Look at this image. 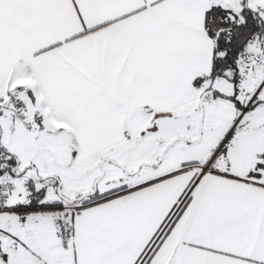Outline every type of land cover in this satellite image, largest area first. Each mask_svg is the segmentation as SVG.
I'll return each instance as SVG.
<instances>
[{
    "label": "snow or ice",
    "instance_id": "snow-or-ice-1",
    "mask_svg": "<svg viewBox=\"0 0 264 264\" xmlns=\"http://www.w3.org/2000/svg\"><path fill=\"white\" fill-rule=\"evenodd\" d=\"M0 264H264V0H0Z\"/></svg>",
    "mask_w": 264,
    "mask_h": 264
}]
</instances>
